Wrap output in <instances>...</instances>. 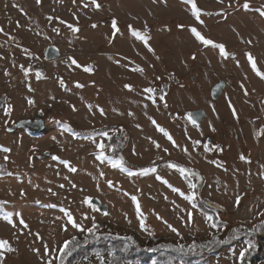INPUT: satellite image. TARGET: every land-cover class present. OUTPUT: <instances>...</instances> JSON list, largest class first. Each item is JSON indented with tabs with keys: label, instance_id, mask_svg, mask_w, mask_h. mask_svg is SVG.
I'll return each instance as SVG.
<instances>
[{
	"label": "rangeland",
	"instance_id": "obj_1",
	"mask_svg": "<svg viewBox=\"0 0 264 264\" xmlns=\"http://www.w3.org/2000/svg\"><path fill=\"white\" fill-rule=\"evenodd\" d=\"M248 2L246 10L245 0H195L200 23L183 0H97L99 8L91 0H0V100H7L0 109V146L11 149L0 151V239L15 249L3 253L2 264H60L64 242L73 237L79 242L87 233L71 227L61 209L71 212L84 229L93 222L99 226V238L88 242L93 252V240L104 243V237L149 249L160 244L199 248L226 240L234 228L250 230L264 223V78L247 58L251 53L264 72V17L256 11L264 0ZM193 27L224 44L229 56L197 41ZM53 45L61 57L47 61L45 52ZM21 66L30 69L27 75ZM86 66L93 71L85 72ZM220 81L226 87L214 100L211 92ZM149 87L155 91L145 92ZM195 110H203L206 117L194 126L188 114ZM22 119L43 120L44 132H10ZM67 126L78 132L122 129L125 134H119L116 146L134 175L96 159V145H105L106 136L82 138L70 134ZM104 154L111 157L110 149L105 147ZM60 160L69 161L76 171ZM168 160L201 174L202 190L193 202L200 198L214 206L224 225L215 229L185 199L193 193L183 175L160 163ZM145 168L155 171L141 175ZM93 198L107 206V215L83 202ZM5 212L13 213L17 228L3 220ZM21 217L28 228L19 225ZM245 247L238 242L218 255H206L204 261L242 264L239 253ZM189 249L196 253L194 246ZM99 262L91 257L74 264Z\"/></svg>",
	"mask_w": 264,
	"mask_h": 264
},
{
	"label": "trees",
	"instance_id": "obj_2",
	"mask_svg": "<svg viewBox=\"0 0 264 264\" xmlns=\"http://www.w3.org/2000/svg\"><path fill=\"white\" fill-rule=\"evenodd\" d=\"M6 103L7 100H0V109ZM70 128L71 130H68L70 134L82 138H97L99 136H106L108 141L105 144V147H107L108 150L110 149L111 158L119 159L123 157L121 147L117 148L116 146L119 134L123 132L122 129L109 127L107 129L95 132H78V130H75L71 126ZM113 131L114 133L108 136V134ZM101 133H107V135H101ZM123 133L125 134V132ZM123 160L126 165H130L124 157ZM160 163L165 164L167 167L169 164H178L188 169V172L183 175L184 180L188 188L190 183L196 185L195 188H191V193H193L196 198L199 197L203 184L202 176L198 171H195L192 168H187L185 165L177 161L168 160L166 162ZM160 163H156L152 166H159ZM171 169L176 170L175 168ZM193 173H196V175H193ZM191 202L194 204L196 209L205 213L208 217H212V224L215 223L217 225V227H214L215 229L224 225V223L219 220L215 212L216 208H214V206H212L213 208H209L206 205L207 202L200 198H198L195 202H193V200ZM240 229L241 227L230 230L229 236L226 238V240H220V243L217 242L202 244L199 246V248L196 247L198 246L196 244L191 245L194 246L196 253H192V251L189 249L191 246L187 248L183 247V251L178 250L179 248L172 244H160L156 248L149 249L142 248L136 242L132 243L131 240L128 239H109L112 237H104L108 239H105L104 243H102L100 239H98L99 236L97 235L96 236L98 238L95 237L96 239L93 240L94 247L92 249L95 251L93 252V250H91L90 246L88 245V242L92 240L93 236L89 233H86V238L84 240L79 239V242L76 240L77 246L73 247L71 254L64 258V264H74L75 262H80L83 259H89L91 257H96V260L100 261L99 264H206L207 262L204 261L206 255H218L220 250L225 248H233L238 242H244L248 247V241H251L252 246L245 254V257L241 263H262L264 261V223L260 226H255L250 230L240 231Z\"/></svg>",
	"mask_w": 264,
	"mask_h": 264
},
{
	"label": "snow or ice",
	"instance_id": "obj_3",
	"mask_svg": "<svg viewBox=\"0 0 264 264\" xmlns=\"http://www.w3.org/2000/svg\"><path fill=\"white\" fill-rule=\"evenodd\" d=\"M36 2L39 4V3L41 2V0H36ZM184 2H185L186 4L191 5V11H192L193 16H195V18H196L200 23H203V21L200 20L201 9H199V8L197 7V5H196V3H195V0H184ZM91 3H92L93 5H95L96 8H99V7H100V5L97 3V0H91ZM84 6L87 7L88 5L85 4ZM242 7H243L244 9H246V10L249 9L250 4H249L248 0H245V3L242 5ZM256 11H258L259 14H260L262 17H264V6H262V8L256 9ZM48 19L51 20L52 17H49ZM60 22H61V23H65L64 21H60ZM68 27H69L73 32H77V31H79V29L76 28V27H74L73 25H68ZM93 27H95V25H93ZM112 27H113V29H115V30L118 31V29H117V22H116L115 20L112 21ZM0 31H2V30H0ZM54 31H58V30H57V29H54ZM191 32H192V34L194 35L195 39H196L197 41H199L202 45H204V46H211L212 48L218 49V50H219V54H220L222 57H228V56H229V53L226 51V46H225L224 44L214 42V41H213L212 39H210V38H205V37H204V36H203V35H202V34H201L196 28H194V27L191 28ZM132 35L135 36L136 38L140 39V40H143V41L147 44V39H146V37L143 36L139 30H133V31H132ZM149 50H151V49H149ZM247 58H248L249 63L251 64V67H252L253 71L256 72L257 76H260L261 78H264V72H261V71L257 68V64H256L254 58L252 57L251 53H248V54H247ZM69 60L71 61V64L76 65L77 67H81V65H79L78 62H77L74 58L69 57ZM21 69H22V71L25 72V75H27L28 72L30 71V69H24L23 66H21ZM83 70H84L85 72H92V71H93V69H92L91 66H86V67H84ZM136 70H137V71H142V69H139V68H137ZM36 77H37V79L41 78V73L37 72V73H36ZM60 83H61L62 86L64 85V82H63L62 80L60 81ZM76 86H77V87H83V85H81V84H79V83H77ZM125 87L128 88L130 91L132 90L130 85H125ZM29 90L31 91V88H30ZM144 91H145V92H148V93H152V92H154L155 90H154L153 88L149 87V88L144 89ZM149 98L151 99V97H149ZM160 99L163 100V99H164V96H161ZM153 102H154V101H153ZM29 103H30V104H31V103H34V101L29 100ZM165 106H167V105H165ZM73 110H75V108H74ZM89 110H91V106H90V105H89ZM4 111H5V114L8 115V114L10 113V108H6V109H4ZM100 114H101V115H104L103 109H100ZM129 114L131 115L132 113H129ZM233 115H234V116L236 115L235 109H233ZM188 119H189V121H190L194 126L197 124V121H196V119L194 118V115H193L192 113H189V114H188ZM152 122H153L154 124L156 123V121H154V120H153ZM67 127H68V130H71L70 126H67ZM157 129H158V131H160L161 133H163V135H164L165 137H167L168 140L172 141L173 144H175V141H173V138H172V136L170 135V133H169L168 131H166L163 127H161V126H159V125H157ZM101 135H107V133H101ZM195 143L198 144L199 141H196ZM96 146H97L98 149H100V151L97 152V153L95 154L97 160H100L101 162L107 161V162L111 165V167H113V168H119L121 171H123V172H127V174H128L130 177L134 175L133 172H131L130 170H128V169L125 167V162H124V160H123V157H121V158H119V159H113V158H111V157H108V156H106V155L104 154V148H105V145H104L103 143L97 144ZM156 147H160V145L157 144ZM217 147H219V146H217ZM204 149H205L206 151L209 150L207 144L204 145ZM0 151H3V152H5V153H7V152H10L11 149L6 148V147H3V146H0ZM165 151H167V150L165 149ZM185 151H186V150H185ZM7 158H8V157L5 156V159H7ZM240 158H241L242 160L245 159V157H244L243 155H242ZM57 159H59V158H58V157H55V156L53 157V160H57ZM60 163L63 164L65 167H68V170H69L70 172H75V171H76V168H75V167H71V166H70V162H69V161H67V160H60ZM168 167H170V168H175V169H176L181 175H185V174L188 172V169H186V168H184V167H182V166H180V165H178V164H169ZM154 171H155V168H145V169H142V170L140 171V174H141V175H146L148 172H154ZM101 175H103V173H101ZM193 175H196V173H193ZM156 178H157L158 180H161L163 183L168 184V181H167V180H164L162 177L157 176ZM109 184H110V186H111V182H109ZM73 186L75 187V185H73ZM61 187H63V185H61ZM169 187H172V186L169 184ZM195 187H196V185L191 184V183L189 184V188H190V189H191V188H195ZM173 191H179V189L173 188ZM53 194H55V193H53ZM180 194H181L182 196H185V194H184L183 192H181ZM185 199H187L188 201H192V200L194 199V194H193V195H189V196H185ZM239 200H240V198L237 197V201H236L237 204H239ZM132 201H133L134 203H136V205H137V208H136L137 213H138V214H141V213H140V206H139V203L137 202V197H136V196H133V197H132ZM83 202L86 203V204L91 205V200H90V199H85ZM49 207H55V205H49ZM94 210H96V209H94ZM61 211L64 212L65 215L67 216V218H68V224H70L71 227L76 228V229L80 230L81 232L87 231V233H89L90 235H92V236H96V230L98 229L99 226H98L95 222L92 223V226H91V227H89V228H87V229H84L83 226H82L80 223H78V222L73 218L71 212H68V211H66V210H64V209H61ZM15 215H16V216H20V213H16ZM105 215H107V213H105ZM12 216H13V213H11V212H5V213H3L2 218H3V220L6 221L9 225H11L13 228H17L18 225H17L16 223L13 222ZM141 216H142V214H141ZM190 218H191V213H189V219H190ZM211 219H212V217L209 216V217H208V220H211ZM18 223H19V225H23V227H24L25 229L28 228L27 223L23 220L22 217L19 219V222H18ZM144 226H145V225H144L143 222H142V223H141V227H144ZM168 226H169L170 228H172L171 225H168ZM212 227H217V225L214 223V224H212ZM172 231L175 232L176 229H175V228H172ZM75 246H77V244H76V238H75V237H73L71 240H68V241H65V242H64L63 247L59 250V251H60V257H59V259H60V264H64V258H65L66 256H68V255L71 254L72 248L75 247ZM251 246H252V245H251V241H248V247H245L243 250L240 251V253H239V259H240L241 261H243V259H244V257H245V254L249 251V248H250ZM178 250L183 251V246L181 245V246L179 247ZM12 251H15V249L12 248V246H11L10 243H9V241L6 240V239H0V264H2L3 253H4V252H12ZM97 255H99V254H97ZM47 264H52V261H51V260H48V261H47Z\"/></svg>",
	"mask_w": 264,
	"mask_h": 264
},
{
	"label": "water",
	"instance_id": "obj_4",
	"mask_svg": "<svg viewBox=\"0 0 264 264\" xmlns=\"http://www.w3.org/2000/svg\"><path fill=\"white\" fill-rule=\"evenodd\" d=\"M61 57L60 50L57 46H50L47 48L45 52V59L47 61H54L58 60ZM226 87V83L224 81H220L218 84L215 85L211 92L212 99L216 100L218 99L223 89ZM194 115V118L197 121V125L201 124L205 117L206 113L203 110H195L191 112ZM10 132H15L17 130H27L31 134H40L41 132H44L45 130V123L43 120H30V119H22L18 121L14 126L9 128ZM91 204L96 208V210L107 213V206L103 205L100 200L93 198L91 200Z\"/></svg>",
	"mask_w": 264,
	"mask_h": 264
}]
</instances>
